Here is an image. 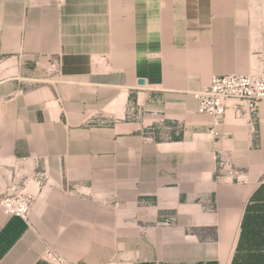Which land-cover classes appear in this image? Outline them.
Masks as SVG:
<instances>
[{
  "label": "crops",
  "instance_id": "1",
  "mask_svg": "<svg viewBox=\"0 0 264 264\" xmlns=\"http://www.w3.org/2000/svg\"><path fill=\"white\" fill-rule=\"evenodd\" d=\"M260 52L264 0H0V264H264V100L193 97Z\"/></svg>",
  "mask_w": 264,
  "mask_h": 264
},
{
  "label": "built area",
  "instance_id": "2",
  "mask_svg": "<svg viewBox=\"0 0 264 264\" xmlns=\"http://www.w3.org/2000/svg\"><path fill=\"white\" fill-rule=\"evenodd\" d=\"M60 68L59 58L49 59L46 69L48 73L60 74ZM193 97L197 101V112L212 118V131L216 134L218 133L217 127L224 122L230 108L235 110L236 115H249L250 123L253 125L259 103L264 100V52L256 54L250 72L213 75L210 83L195 91ZM228 165L227 161H222L223 169H227ZM230 173H232L231 170ZM14 190L0 196V206L10 215L27 219L33 198L29 194ZM43 257L52 264H84L70 261L59 252L49 248Z\"/></svg>",
  "mask_w": 264,
  "mask_h": 264
},
{
  "label": "water",
  "instance_id": "3",
  "mask_svg": "<svg viewBox=\"0 0 264 264\" xmlns=\"http://www.w3.org/2000/svg\"><path fill=\"white\" fill-rule=\"evenodd\" d=\"M139 82H140V83H144V80H140Z\"/></svg>",
  "mask_w": 264,
  "mask_h": 264
}]
</instances>
